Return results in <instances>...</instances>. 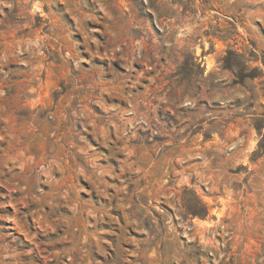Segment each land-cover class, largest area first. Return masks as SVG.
<instances>
[{"label":"rangeland","instance_id":"374dc122","mask_svg":"<svg viewBox=\"0 0 264 264\" xmlns=\"http://www.w3.org/2000/svg\"><path fill=\"white\" fill-rule=\"evenodd\" d=\"M261 56L264 0H0V264H264Z\"/></svg>","mask_w":264,"mask_h":264},{"label":"trees","instance_id":"16d2710c","mask_svg":"<svg viewBox=\"0 0 264 264\" xmlns=\"http://www.w3.org/2000/svg\"><path fill=\"white\" fill-rule=\"evenodd\" d=\"M256 58V56H255ZM261 61L264 66V57L261 56ZM222 66L224 69L230 70L233 72L236 82L242 84L246 79H252L256 76L258 70L252 69L250 71L247 70L246 61L239 55L233 54V52H228L221 60ZM255 123V129L259 136V142L255 151L252 153V159L261 157L264 154V133H261V126ZM191 195L192 199L187 202L185 209L187 215L191 217H200L204 218L208 214V210L206 206L200 202V200L195 196V194L191 191H188Z\"/></svg>","mask_w":264,"mask_h":264}]
</instances>
